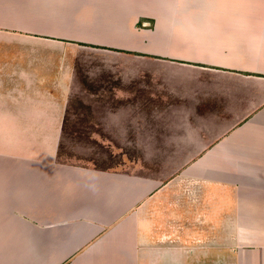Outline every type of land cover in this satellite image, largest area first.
I'll list each match as a JSON object with an SVG mask.
<instances>
[{
  "label": "crops",
  "instance_id": "0c3cea01",
  "mask_svg": "<svg viewBox=\"0 0 264 264\" xmlns=\"http://www.w3.org/2000/svg\"><path fill=\"white\" fill-rule=\"evenodd\" d=\"M86 89L177 173L62 162ZM0 264H264V0H0Z\"/></svg>",
  "mask_w": 264,
  "mask_h": 264
},
{
  "label": "rangeland",
  "instance_id": "374dc122",
  "mask_svg": "<svg viewBox=\"0 0 264 264\" xmlns=\"http://www.w3.org/2000/svg\"><path fill=\"white\" fill-rule=\"evenodd\" d=\"M84 86L82 87L84 88ZM76 93L78 95H73L69 100L70 106L78 104L80 101L99 106L96 110L98 115L90 116L91 119H96L97 122L88 121L82 124L66 122L64 124L65 131L59 140L57 149V155L62 162L89 164L94 167H120L118 169L123 170L127 175L137 173V181L140 179L142 181L153 179L164 182L170 174L177 173L175 168L180 165L186 156L143 154L139 150L134 153L133 149L128 148L130 140L112 137L113 133L110 132L112 126L101 121V114L105 109L100 106L106 102L107 92L100 89L95 91L86 89L83 92L77 91ZM68 110H70V107H68ZM80 125L86 129H94L105 137L88 138L86 133L76 137L69 130L71 127ZM141 142L144 143V140H141Z\"/></svg>",
  "mask_w": 264,
  "mask_h": 264
}]
</instances>
